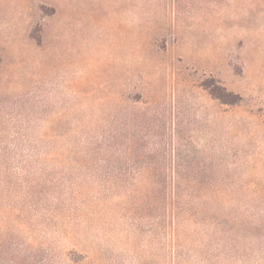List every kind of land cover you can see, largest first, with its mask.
<instances>
[{
  "label": "rangeland",
  "instance_id": "374dc122",
  "mask_svg": "<svg viewBox=\"0 0 264 264\" xmlns=\"http://www.w3.org/2000/svg\"><path fill=\"white\" fill-rule=\"evenodd\" d=\"M146 1L0 0V264H264V0Z\"/></svg>",
  "mask_w": 264,
  "mask_h": 264
},
{
  "label": "crops",
  "instance_id": "0c3cea01",
  "mask_svg": "<svg viewBox=\"0 0 264 264\" xmlns=\"http://www.w3.org/2000/svg\"><path fill=\"white\" fill-rule=\"evenodd\" d=\"M163 1L164 0H150L148 3L149 4H153L154 8H155V11H157L158 13H171V11H173V10L165 9L164 5H162ZM169 3H170V1H169ZM177 7H176V4H174V6L172 8L174 9V8H177ZM169 8H171V5H169Z\"/></svg>",
  "mask_w": 264,
  "mask_h": 264
},
{
  "label": "trees",
  "instance_id": "16d2710c",
  "mask_svg": "<svg viewBox=\"0 0 264 264\" xmlns=\"http://www.w3.org/2000/svg\"><path fill=\"white\" fill-rule=\"evenodd\" d=\"M210 94H212L214 97L222 100L225 103H232V101H229L225 95L219 93L218 91H215V89H210Z\"/></svg>",
  "mask_w": 264,
  "mask_h": 264
}]
</instances>
